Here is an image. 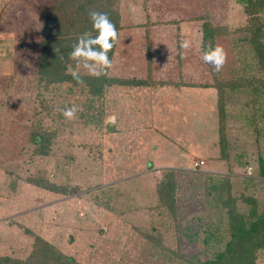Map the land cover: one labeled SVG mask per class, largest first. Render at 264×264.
<instances>
[{
    "label": "rangeland",
    "instance_id": "obj_1",
    "mask_svg": "<svg viewBox=\"0 0 264 264\" xmlns=\"http://www.w3.org/2000/svg\"><path fill=\"white\" fill-rule=\"evenodd\" d=\"M58 1L0 0V255L25 259L33 241L24 231L27 228L74 264H184L169 252L208 258L209 253L190 240L200 226L196 218L204 225L211 214L203 196L208 178H230L235 191L255 197L262 205L259 210L264 207V180L251 166L259 157L264 160V95L253 100L226 89L223 158L218 95L213 88L170 86L169 93L164 89L156 94L161 90L156 85L147 89L154 93L151 98L143 99L131 87L108 88L102 101L103 119L96 122L100 104L88 105L86 93L79 88L62 84L44 91L37 83L40 17ZM129 3L135 5L129 7L135 24L121 33V39L132 49L136 69L144 70L149 54L159 68L157 77L175 82L211 85L215 76L220 81H230L239 73L258 76L242 69L248 47L238 39L246 24L245 0ZM146 13L160 24H141ZM206 13L213 25L228 29L216 39L215 46L223 47L227 59L219 72L212 67L214 77L202 60L199 17ZM151 26L146 39L144 30ZM185 39L191 42L187 50L179 46ZM73 70L86 74L77 64ZM143 70L124 76L144 74ZM114 89L131 93L119 98L111 92ZM72 106L79 111L76 118L66 120L58 109ZM37 125L55 132L46 156L33 152L30 134ZM200 161L204 165L196 167ZM168 169L176 175V219L154 222L155 216L150 218L143 209L156 204V185ZM38 176L78 191L62 196L27 183V178ZM242 180L248 181L247 187ZM106 189L119 194L117 204L100 193ZM104 204L114 211L104 209ZM188 226L191 230L183 236ZM151 227L153 236L162 237L163 251L140 234ZM258 264H264V251Z\"/></svg>",
    "mask_w": 264,
    "mask_h": 264
},
{
    "label": "trees",
    "instance_id": "obj_2",
    "mask_svg": "<svg viewBox=\"0 0 264 264\" xmlns=\"http://www.w3.org/2000/svg\"><path fill=\"white\" fill-rule=\"evenodd\" d=\"M120 3L121 0H60L46 8L40 17L42 37L37 58L38 85L44 91L49 90V88L55 89L62 84L79 88L81 92L86 93L85 101L88 105L91 106V103L96 101L100 104L98 105L100 108L97 109L96 122H101L103 119L102 101L106 88L150 87L158 84L180 87L179 83L153 80L151 75L152 62L149 54L147 55L148 75L145 79L114 78L109 76V70H107L105 74L99 77L80 74L84 80L83 85L77 84L73 80L71 69L76 65V62L70 60L68 54L79 35L92 30L88 11L95 9L107 13L119 34L123 28ZM244 13L246 24L240 31L243 32V36L238 41L247 46L248 49L245 53L247 57L244 58L245 64L242 65V69L245 68V71H250L252 74L255 71L258 76H247L246 73H239L236 78L230 81H220L216 76L214 77L212 66L206 64L213 74L214 83L211 85L190 84L196 88L217 90L219 143L222 158L225 157L226 144L224 128L226 89L250 95L253 100H256L255 96L264 95V0H245ZM199 18L201 22V49L209 43L215 46L216 39L228 33L226 27L213 25L207 13ZM116 44L117 41L109 52L110 60H112ZM182 85L185 84L182 83ZM58 116L61 118L60 113ZM36 128L30 134V141L34 145L33 152L38 156H46L55 138V132H49L39 125ZM251 166L255 175L264 180V160L259 157ZM26 180L31 186L52 194L67 196L78 191L77 187L68 188L57 185L42 176L29 177ZM242 181L247 187L248 181ZM205 183L204 202L211 214L206 215L207 222L204 225H202L201 218H196L195 221L199 222L200 226L193 232L194 235L190 237V240L194 239L195 244L202 246L204 253H209V257L201 259L195 254L191 258H187L177 253L169 252V254L180 257L184 264H258L261 252L264 251V207L259 210L262 205L258 203L255 197H247L243 193L235 191L230 178L216 177L214 179L211 177ZM176 190L175 171L168 169L161 174L156 185L154 193L157 200L156 204L148 205L143 209L146 210L150 218L155 216L154 222L165 223L169 218L172 221L176 219ZM102 191L107 202L115 201L117 204L119 194L117 196L115 193L113 194L112 189L101 190L100 193ZM240 203L243 207L241 210L238 209ZM104 207L107 211H114L108 207V204H104ZM175 228L177 229V226ZM190 230L191 226L185 228L184 233H182L183 236ZM24 231L33 240L29 255L25 259L0 255V264H74L71 257L64 255L47 240L27 228ZM151 232H155L153 227H151V231H141L140 234L146 240L153 241L155 248L160 247L159 250L163 251L162 237L159 236V231H156L158 234L154 236ZM178 243L180 241L177 240L176 244L178 245Z\"/></svg>",
    "mask_w": 264,
    "mask_h": 264
},
{
    "label": "clouds",
    "instance_id": "obj_3",
    "mask_svg": "<svg viewBox=\"0 0 264 264\" xmlns=\"http://www.w3.org/2000/svg\"><path fill=\"white\" fill-rule=\"evenodd\" d=\"M88 17L92 30L79 35L76 42L71 46L68 57L76 62L77 67L83 69L88 76L99 77L112 67L109 52L119 39V34L107 13L90 9ZM179 46L181 49L187 50L191 47V42L185 39ZM226 59L227 53L219 45L212 46L209 43L202 48L203 62L212 66L217 72L223 68ZM71 75L77 84H84V80L78 71L73 70ZM58 111L66 120H72L76 118L79 109L77 106H72L60 108Z\"/></svg>",
    "mask_w": 264,
    "mask_h": 264
},
{
    "label": "crops",
    "instance_id": "obj_4",
    "mask_svg": "<svg viewBox=\"0 0 264 264\" xmlns=\"http://www.w3.org/2000/svg\"><path fill=\"white\" fill-rule=\"evenodd\" d=\"M131 0H121V3H120V14H121V24H122V30L119 32V39L117 40V44H116V47H115V50H114V54L112 56V67L109 69L111 75L109 74L110 77H114V78H126L124 75L125 74H129L131 72H133L134 70L136 71H141L143 69H136L135 67L136 66H132L133 64L131 63V52H132V49L128 46H124L122 45V39H121V33H123L124 30L128 29L129 26H131L132 24H135V21H133L132 19H134L133 16H131V12H132V8L129 9V7H131V5L133 4H130ZM147 2H151V0H147ZM147 3V5H148ZM135 6V5H133ZM144 6V4L142 5V7ZM149 14V13H148ZM147 13L144 15L142 21H140V23H149V24H152V25H156L157 24H160V21H155V20H152L151 21V18L149 17ZM125 15V16H124ZM126 18V19H124ZM138 23V22H137ZM152 26L149 27V30H144V37L147 39V37H150V30H151ZM143 37V38H144ZM152 38V37H151ZM150 42V41H149ZM131 46V45H130ZM157 50V49H155ZM154 51V50H153ZM152 51V52H153ZM133 68V70H132ZM145 70V71H144ZM144 70L141 72L144 74H140V75H135L134 77H128V78H136V79H145L147 77V66H145ZM151 75H152V78L153 80L157 81V82H173V83H179L180 84V87L179 88H194L192 86H190V84H196L197 82L193 81L192 83L190 81H178V82H175L173 81L172 79L169 80L167 78L165 79H162L161 77H157V75H161L160 74V71H159V68L157 65H155V63L152 62V67H151ZM184 83L185 85H182L181 84ZM159 87H161V90H157L156 91V94H158L159 92H162V90H164L165 92H168L166 91V88L169 89L170 86H165V85H160L158 84ZM156 86V85H155ZM155 86H150V87H132L133 90V93L138 91L139 93V97H141L142 99L145 98V97H150L152 94H154L152 91H149L147 89H151V88H154ZM116 88H123V87H116ZM177 88V87H175ZM111 89H113V87H111ZM123 89H128V88H123ZM108 91V88H106L105 92ZM170 91V90H169ZM112 93H114L115 95H117L116 93L119 94V98L121 96H128L129 94L128 93H131V91H121L122 93H119L118 89H114V91H111ZM169 93V92H168ZM171 93V92H170ZM128 94V95H127ZM151 98V97H150Z\"/></svg>",
    "mask_w": 264,
    "mask_h": 264
},
{
    "label": "built area",
    "instance_id": "obj_5",
    "mask_svg": "<svg viewBox=\"0 0 264 264\" xmlns=\"http://www.w3.org/2000/svg\"><path fill=\"white\" fill-rule=\"evenodd\" d=\"M204 165V162L203 161H200L198 163L195 164L196 167H200V166H203Z\"/></svg>",
    "mask_w": 264,
    "mask_h": 264
}]
</instances>
